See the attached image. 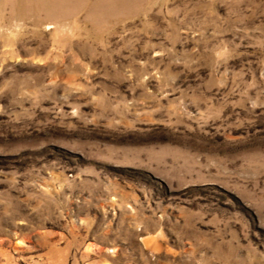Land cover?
I'll use <instances>...</instances> for the list:
<instances>
[{"label":"rangeland","instance_id":"rangeland-1","mask_svg":"<svg viewBox=\"0 0 264 264\" xmlns=\"http://www.w3.org/2000/svg\"><path fill=\"white\" fill-rule=\"evenodd\" d=\"M0 264H264V0H0Z\"/></svg>","mask_w":264,"mask_h":264}]
</instances>
